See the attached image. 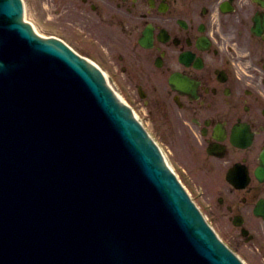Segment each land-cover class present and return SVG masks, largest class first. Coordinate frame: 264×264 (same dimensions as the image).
Segmentation results:
<instances>
[{"label": "water", "instance_id": "obj_1", "mask_svg": "<svg viewBox=\"0 0 264 264\" xmlns=\"http://www.w3.org/2000/svg\"><path fill=\"white\" fill-rule=\"evenodd\" d=\"M198 217L100 72L0 0V264H241Z\"/></svg>", "mask_w": 264, "mask_h": 264}, {"label": "flooded vegetation", "instance_id": "obj_2", "mask_svg": "<svg viewBox=\"0 0 264 264\" xmlns=\"http://www.w3.org/2000/svg\"><path fill=\"white\" fill-rule=\"evenodd\" d=\"M54 13L104 41L105 65L174 155L187 153L216 222L264 258V0H54Z\"/></svg>", "mask_w": 264, "mask_h": 264}, {"label": "rangeland", "instance_id": "obj_3", "mask_svg": "<svg viewBox=\"0 0 264 264\" xmlns=\"http://www.w3.org/2000/svg\"><path fill=\"white\" fill-rule=\"evenodd\" d=\"M54 14V0H24V15L35 25L36 29L43 34H53L59 29L53 22V18L55 17ZM95 31L99 32V28H95ZM63 33H68V31L63 30ZM83 41L85 40L82 39V41H71V43L84 52L88 51L86 53L90 54L93 58H95V60L98 59L102 64L98 60L97 61L102 66L104 64L102 62V50L99 47L97 49L95 44L94 49L92 48L91 50L90 48L86 47V44L88 43ZM178 144L182 145L181 143ZM174 147L178 152H180L178 145L174 144ZM186 154L187 153L185 151H182L179 158L190 161Z\"/></svg>", "mask_w": 264, "mask_h": 264}]
</instances>
